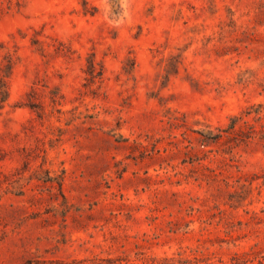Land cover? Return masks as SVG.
<instances>
[{"label": "rangeland", "instance_id": "374dc122", "mask_svg": "<svg viewBox=\"0 0 264 264\" xmlns=\"http://www.w3.org/2000/svg\"><path fill=\"white\" fill-rule=\"evenodd\" d=\"M0 92V264H264V0H0Z\"/></svg>", "mask_w": 264, "mask_h": 264}, {"label": "trees", "instance_id": "16d2710c", "mask_svg": "<svg viewBox=\"0 0 264 264\" xmlns=\"http://www.w3.org/2000/svg\"><path fill=\"white\" fill-rule=\"evenodd\" d=\"M2 92H0V95H1ZM6 93V92H5ZM26 264H31V262L27 261Z\"/></svg>", "mask_w": 264, "mask_h": 264}]
</instances>
